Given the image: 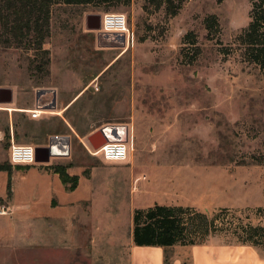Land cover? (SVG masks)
Segmentation results:
<instances>
[{"label":"rangeland","instance_id":"obj_1","mask_svg":"<svg viewBox=\"0 0 264 264\" xmlns=\"http://www.w3.org/2000/svg\"><path fill=\"white\" fill-rule=\"evenodd\" d=\"M250 9V0H186L172 16L163 0L58 4L44 43L48 54L7 41L0 21V88L44 90L48 105L54 94L62 107L73 100L62 114L81 137L110 125L133 128L136 167H173L164 200H205L199 210L207 213L256 211L264 208V67L247 59L238 40ZM105 13L126 15L124 46L120 37L88 28L89 15L102 20ZM211 15L219 29L206 28ZM190 32L195 43L185 39ZM56 107L43 109L60 113ZM124 200H133L131 188ZM251 219L264 223V213ZM121 224L127 231L129 220ZM230 239L208 242L235 244ZM12 243L0 238V264L38 260ZM176 258L192 264L182 245L166 249V264Z\"/></svg>","mask_w":264,"mask_h":264},{"label":"crops","instance_id":"obj_2","mask_svg":"<svg viewBox=\"0 0 264 264\" xmlns=\"http://www.w3.org/2000/svg\"><path fill=\"white\" fill-rule=\"evenodd\" d=\"M120 34L113 33L121 38ZM5 89L0 163L8 159L11 169L0 170V238L28 256L38 255V260L24 264H166L169 247L134 243L135 210L155 204L201 209L205 200H164L172 189L173 167L155 162L136 167L133 128L128 126V159L108 161L93 154L88 141L92 132L81 137L62 114L73 100L64 108L55 96L61 112L51 114L43 109L48 106L46 96L37 100L36 93ZM34 110H41L37 117L32 116ZM53 143L56 148L50 153ZM12 144L38 148L35 163H11ZM60 170L77 179L74 187L72 181L64 182ZM130 188L133 200H124ZM125 219L130 224L123 232ZM184 247L192 264H264L259 249L250 245L208 242ZM51 253L53 259H48ZM177 263L176 258L173 264Z\"/></svg>","mask_w":264,"mask_h":264},{"label":"trees","instance_id":"obj_3","mask_svg":"<svg viewBox=\"0 0 264 264\" xmlns=\"http://www.w3.org/2000/svg\"><path fill=\"white\" fill-rule=\"evenodd\" d=\"M131 0H0V21L6 33V40L24 43L28 50L48 54L44 48L50 36V14L54 5L58 4H94L110 5L128 4ZM186 0H163L170 15H176ZM249 24L239 35V42L245 48L249 61L264 67V0H250ZM94 19V18H93ZM208 30L220 28L216 15L205 19ZM196 38L192 32L186 40ZM49 61V60H48ZM47 61V63H48ZM10 166L0 164V170L10 171ZM64 182L72 181L64 170H60ZM264 213V208L256 211H234L228 207H220L213 213L200 211L193 206L160 205L136 209L133 216V238L136 245H156L172 247L175 245L205 244L210 237L226 235L229 242L264 248V223L253 222L252 214Z\"/></svg>","mask_w":264,"mask_h":264},{"label":"built area","instance_id":"obj_4","mask_svg":"<svg viewBox=\"0 0 264 264\" xmlns=\"http://www.w3.org/2000/svg\"><path fill=\"white\" fill-rule=\"evenodd\" d=\"M101 30L106 33H124L128 32V20L123 13H105L101 20ZM2 103H0L1 105ZM40 110L32 112L33 117H37ZM57 138V136H56ZM93 149V154L101 155L108 161H125L128 159L129 149L126 142H108L98 149ZM9 160L15 164H33L36 161V151L30 145L12 144L9 148Z\"/></svg>","mask_w":264,"mask_h":264},{"label":"water","instance_id":"obj_5","mask_svg":"<svg viewBox=\"0 0 264 264\" xmlns=\"http://www.w3.org/2000/svg\"><path fill=\"white\" fill-rule=\"evenodd\" d=\"M92 18H97V22L95 23L94 26H91V25L89 26L88 20ZM87 25H88V28L90 29L101 30V16L100 15H89L87 17ZM106 34L113 35V33L101 32V35H106ZM120 35L122 39L121 46H124L126 44V34L122 33ZM5 91H6L5 88H0V102L1 103L8 102V100H5L3 98V92ZM42 94H45L44 90L37 93V97H38L37 100L41 98ZM50 101L51 103L47 107L55 108L56 106L55 94L52 96V99H50ZM127 140H128V126L127 125H114L112 128L102 127L99 130L94 131L88 136V141L94 149H98L103 144L108 143V142H117V141L126 142ZM55 148H56L55 144L53 143L48 148V151L50 153H54ZM35 151H36V159H37L39 149L36 148Z\"/></svg>","mask_w":264,"mask_h":264},{"label":"bare ground","instance_id":"obj_6","mask_svg":"<svg viewBox=\"0 0 264 264\" xmlns=\"http://www.w3.org/2000/svg\"><path fill=\"white\" fill-rule=\"evenodd\" d=\"M40 112V111H39ZM45 112H50V111H45ZM51 113V112H50ZM106 127H108V128H112L113 126H106Z\"/></svg>","mask_w":264,"mask_h":264},{"label":"flooded vegetation","instance_id":"obj_7","mask_svg":"<svg viewBox=\"0 0 264 264\" xmlns=\"http://www.w3.org/2000/svg\"><path fill=\"white\" fill-rule=\"evenodd\" d=\"M93 21H97V18H94Z\"/></svg>","mask_w":264,"mask_h":264}]
</instances>
